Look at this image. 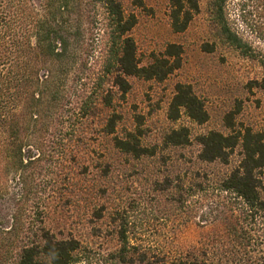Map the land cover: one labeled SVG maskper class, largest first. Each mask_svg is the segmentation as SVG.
Wrapping results in <instances>:
<instances>
[{"label": "rangeland", "instance_id": "1", "mask_svg": "<svg viewBox=\"0 0 264 264\" xmlns=\"http://www.w3.org/2000/svg\"><path fill=\"white\" fill-rule=\"evenodd\" d=\"M142 2L137 7L124 0L125 11L137 19L130 34L140 65L178 44L181 66L163 81L128 77V92L122 96L113 89L110 108L99 105L84 121L74 160L58 166L45 183L50 194L45 225L57 239L77 241L73 264H143V250L150 264H169L191 250L213 264L240 259L245 240L224 225L248 222L222 208L225 197L215 183L238 164L241 148L226 164L202 162L198 139L210 131L227 135L246 127L264 135V0H200L182 33L171 30L167 0ZM178 83L189 85L202 101L206 122L196 123L183 112L169 119ZM110 115L119 117L112 135L103 132ZM181 128L188 142L167 144L166 136ZM127 133L140 134L139 145L152 155L137 158L116 149L113 138ZM29 151L25 146L24 154L32 155ZM193 180L209 189L186 198L178 187ZM250 234L264 242V231Z\"/></svg>", "mask_w": 264, "mask_h": 264}, {"label": "trees", "instance_id": "2", "mask_svg": "<svg viewBox=\"0 0 264 264\" xmlns=\"http://www.w3.org/2000/svg\"><path fill=\"white\" fill-rule=\"evenodd\" d=\"M167 1L171 30L184 32L200 0ZM132 4L141 7L143 2ZM136 21L133 12L125 11L124 0H0V264L74 263L77 241L57 239L45 225L50 195L45 183L58 166L74 160L73 147L83 141L82 124L97 106L110 108L113 89L124 96L128 77L163 81L181 66L178 44L167 45L148 65H140L130 34ZM180 112L199 124L208 117L191 87L178 83L169 119L176 120ZM118 119L110 115L103 132L114 134ZM139 135L114 137V147L137 158L152 155L139 145ZM166 142L186 144L187 130L171 131ZM198 144L200 161L223 164L241 148L238 164L215 183L225 197L222 208L226 205L231 215H243L248 222L224 225L245 243H240L244 257L223 264H264V242L250 234L264 231V135L248 127L227 135L210 131ZM25 146L32 155L24 154ZM178 188L189 198L198 191L207 193L209 184L193 180ZM143 264H150L144 250ZM169 264L213 261L191 250Z\"/></svg>", "mask_w": 264, "mask_h": 264}]
</instances>
